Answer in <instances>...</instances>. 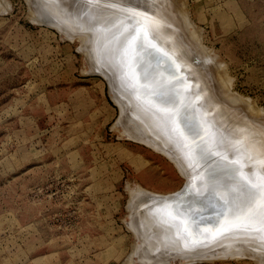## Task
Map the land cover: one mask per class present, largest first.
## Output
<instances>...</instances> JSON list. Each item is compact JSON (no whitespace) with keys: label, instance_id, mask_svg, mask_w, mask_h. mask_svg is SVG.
<instances>
[{"label":"rangeland","instance_id":"1","mask_svg":"<svg viewBox=\"0 0 264 264\" xmlns=\"http://www.w3.org/2000/svg\"><path fill=\"white\" fill-rule=\"evenodd\" d=\"M101 13L114 15L121 32L147 20L186 62L213 52L222 65L190 61L201 102L217 96L209 116L197 115L217 127L193 118L205 124L195 142L214 151L234 137L257 150L236 164L240 174L264 167V0H0V264H264L261 233L218 232L233 209L213 187L231 180L230 170L214 165L213 175L205 173L192 146L182 148L149 115L146 102L166 81L148 90L125 72L119 45L126 43L104 36ZM178 107L170 106L167 120ZM218 125L227 134L217 143ZM205 186H212L206 194ZM197 224L208 226L205 237L191 236Z\"/></svg>","mask_w":264,"mask_h":264},{"label":"bare ground","instance_id":"2","mask_svg":"<svg viewBox=\"0 0 264 264\" xmlns=\"http://www.w3.org/2000/svg\"><path fill=\"white\" fill-rule=\"evenodd\" d=\"M156 7V6H155ZM162 9V8H161ZM146 10V9H145ZM164 10V9H163ZM45 11V10H44ZM120 11V10H119ZM122 11V10H121ZM158 11V10H157ZM104 12H106V11H104ZM127 12V11H126ZM107 13V12H106ZM106 13H104V14H102L103 16H105V14ZM113 13V12H112ZM100 14V13H99ZM122 14V13H121ZM126 14V13H125ZM132 14V13H131ZM130 14V15H131ZM164 14V13H163ZM106 15H108L109 16V14L107 13ZM114 15H115V12H114ZM114 15H110V18L109 17H107V16H105V17H103V23L101 24L102 25V32L103 33H105L104 34V36L108 33H111L112 35H114L116 38H118V39H120V40H123L126 44H121L120 42L121 41H119V42H117V43H120V48H121V45H125V47L126 48H123L124 50H123V55L121 56V58H122V61H123V63H122V61H118V62H121L122 63V65H123V68H125V72H127V74L133 79V80H138V81H142V84L144 83H147V85H146V89H150V88H153V87H155L156 86V84H158L161 80H163V79H165V83L164 84H161L160 85V87H158V89H157V91L152 95V100H149V101H147L146 103H148L147 104V110H149L150 111V116L151 117H155V119L156 120H158V121H161V122H163L164 124H165V127L167 128V129H169L170 131H172V133H174L175 135H176V137H177V139H178V143H179V145L182 147V148H190L191 146H192V144H193V141H192V137L188 134V132L185 130V126H184V123L182 122V117H178V116H173V118L172 119H166V115H167V113L168 112H170L171 111V109H170V106L172 107L173 105H175V104H178L179 102H182V109H184L185 111H187V112H185V111H183L184 112V115H183V117H186V118H188L187 120H188V122H191V120L193 119V118H198L197 120H199V119H201L202 117L201 116H204V114L203 113H205V116H207L206 115V113L207 112H209V110H211V108L210 109H208V105H209V103L211 104V102H212V104H214V102L216 101V99H217V96L216 95H212V96H210V95H208L209 97L207 98V100L208 101H206V103H208V105L207 104H205L204 105V103L203 102H201V100L203 99V97H202V95H201V93L203 92H199V89H198V85H197V78H192L191 77V71H190V68L192 67L191 65V63L192 62H190V61H192L193 60V58L195 57L196 58V60H195V66H197V65H201V66H205L204 68H206L207 67V64L209 63V62H213L214 64H216L217 66H219L220 64L222 65V62H220L221 60H219L218 59V57H216V55L212 52V53H208V54H198L197 53V55L196 56H192L193 58H191L188 62H190V63H188V62H186L187 61V58L186 59H184L185 57H184V55L183 54H181V53H179L176 49H173V47L172 46H170V45H167L165 42H163L162 40H161V38L159 37V35H157L156 33H154V32H151L150 30V24L147 22V20H145V19H142V20H140L139 22L137 21V22H134V23H132V26H131V28H127V29H125V30H123L122 32L121 31H119V29H118V27L116 26L115 27V25H117V24H119V22H116V21H114L115 20V17H114ZM123 15V14H122ZM49 16V15H48ZM97 16H99L98 14H97ZM111 16H113V17H111ZM116 16V15H115ZM118 17L120 16V15H117ZM127 16V15H126ZM132 16V15H131ZM130 16V17H131ZM43 18V20H47L48 18L47 17H45V16H42ZM102 17V16H101ZM100 17V18H101ZM124 17H125V15H124ZM150 17V16H149ZM99 18V17H98ZM111 18H113V20L111 19ZM117 18V17H116ZM121 18V17H120ZM152 18V17H151ZM50 19V18H49ZM119 19V18H118ZM117 19V20H118ZM129 18H127V20H128ZM150 19V18H149ZM111 20H112V22H111ZM126 20V21H127ZM115 22V25H112V23H114ZM129 21H131V19H129ZM129 21H127V22H129ZM170 21V20H169ZM132 22V21H131ZM130 22V23H131ZM172 22V21H171ZM57 23V22H56ZM117 23V24H116ZM124 24L123 25H127L126 24V22H123ZM173 23V22H172ZM121 24V23H120ZM173 24H175V23H173ZM98 26V25H97ZM112 26H114L115 28H116V30L112 27ZM121 29H123V26H119ZM127 27V26H126ZM64 29V28H63ZM160 29V28H159ZM167 29V28H166ZM158 30V29H157ZM156 30V31H157ZM177 30V29H176ZM101 31V30H100ZM159 31V30H158ZM157 31V32H158ZM141 33H143V40H142V43H143V47H137V45H139V43H140V36H139V34H141ZM71 34V33H70ZM103 35V34H102ZM101 35V36H102ZM112 35H110V36H112ZM107 37H109V36H107ZM107 37H105L106 39H107ZM104 38V37H103ZM110 39V38H109ZM173 40V39H172ZM115 41V40H114ZM108 42V41H107ZM115 42V43H116ZM106 43V42H105ZM116 43V44H117ZM108 44H112L111 42L109 43L108 42ZM173 44V43H172ZM108 46V45H107ZM106 46V47H107ZM110 46V45H109ZM104 47H105V45H104ZM110 47H115L113 44H112V46H110ZM110 47H107V49L110 51L111 49H109ZM117 47V46H116ZM120 48L118 49V48H116V50H120ZM122 48H121V50H122ZM203 48V47H202ZM106 49V48H105ZM106 49V50H107ZM112 49H115V48H112ZM99 51H100V49H98ZM106 50H104V52H101V53H104L105 54V51ZM179 50V49H178ZM108 51V52H109ZM207 52H208V50H206ZM114 52V51H113ZM118 52V51H117ZM122 53V51L120 52V54ZM201 53V52H200ZM104 54H100L101 56H103V58H105V56H109V55H107V53L105 54V56H104ZM120 54H119V56H120ZM186 55H188V53L186 54ZM190 56V57H191ZM110 57V56H109ZM108 57V58H109ZM190 57H188V58H190ZM102 58V57H101ZM101 59V60H105V61H102V62H104V64H103V66L105 67L107 64V60L106 59H108V58H106V59ZM109 60V59H108ZM110 61V60H109ZM196 62L197 63H199V64H196ZM110 62H108V65L110 66V67H108V65H107V68L109 69V72L112 74V78L113 77H116L115 76V72H116V70H115V72H113V70H112V67H114L115 65H114V63L111 65V64H109ZM112 66V67H111ZM118 66H120V65H118ZM200 66V67H201ZM215 66V65H214ZM111 68V69H110ZM193 68V70H194V67H192ZM192 68H191V70H192ZM204 68H202V71H204L205 69ZM115 69V68H114ZM198 69H200V68H198ZM193 70H192V72H193ZM190 71V72H189ZM206 71V70H205ZM204 71V72H205ZM208 71V70H207ZM120 72V71H119ZM117 73V72H116ZM123 73V72H122ZM202 74V76H203V74L204 73H201ZM114 75V76H113ZM117 76L119 75L118 73L116 74ZM217 75H221L222 76V73H217ZM192 76H194V75H192ZM196 76V75H195ZM124 77V76H123ZM203 77H205V76H203ZM125 78V77H124ZM202 78V77H201ZM116 79V78H115ZM210 79V78H209ZM119 80V79H118ZM207 80V79H206ZM114 81V80H113ZM208 81V80H207ZM117 82V81H116ZM129 82V81H128ZM204 83V82H203ZM207 83V82H206ZM112 84V83H111ZM119 84V83H118ZM210 84V83H209ZM114 85V84H113ZM211 85V84H210ZM231 85V84H230ZM112 86V85H111ZM135 86H137V84L135 85ZM203 85L201 84V87H202ZM209 86V85H208ZM121 87V86H120ZM211 87V86H210ZM114 89H116V87H113ZM209 88V87H208ZM229 89V88H228ZM229 90H231V88L229 89ZM228 90V91H229ZM126 91V90H125ZM212 90L210 89V92H211ZM227 91V92H228ZM147 93V92H146ZM145 93V94H146ZM231 93V92H230ZM233 93V92H232ZM144 94V95H145ZM204 94H205V92H204ZM212 94V93H211ZM234 94V93H233ZM140 95V94H139ZM143 95V94H142ZM141 95V96H142ZM143 95V96H144ZM228 96H230L229 94H228ZM240 96V95H239ZM227 97V96H226ZM169 98H171V99H174L175 101H178V103H165L164 101L165 100H168ZM212 98V99H211ZM219 98V97H218ZM234 99V98H233ZM242 99H243V97H242ZM204 100V99H203ZM202 100V101H203ZM206 100V99H205ZM239 100V99H238ZM246 100H248V99H246ZM143 101V100H142ZM199 101L201 102V103H199ZM211 101V102H210ZM249 101V100H248ZM137 104V103H136ZM135 107V106H134ZM138 107V106H137ZM169 108V109H168ZM126 109V108H125ZM135 109V108H134ZM140 109V108H139ZM225 109V108H224ZM227 110V109H226ZM257 110V109H256ZM259 110H261V109H259ZM134 111H136V110H134ZM229 111V110H228ZM263 111V110H262ZM259 112V111H258ZM141 113V112H140ZM209 113H211V112H209ZM203 114V115H202ZM231 114V113H230ZM229 114V115H230ZM233 114V113H232ZM197 115L199 116V115H201L200 117H197ZM217 115V117H218V114H216ZM129 116V115H128ZM188 116V117H187ZM209 116V115H208ZM214 116V115H213ZM138 117V116H137ZM145 117V116H144ZM215 117V116H214ZM264 116H262V118H263ZM213 118V117H212ZM253 118V117H252ZM251 118V119H252ZM260 118L261 117H259L258 119H259V121H260ZM262 118H261V120H262ZM208 120L209 118L208 117H206V118H202L201 120ZM211 119V118H210ZM210 119H209V122L211 123V125H210V123L208 124V125H210V126H212V122L210 121ZM254 119V118H253ZM142 120H143V118H142ZM149 120V119H148ZM204 120V121H205ZM212 120V119H211ZM128 121V120H127ZM204 121H198L197 123H199V122H203V125H205L204 124ZM237 121V120H236ZM240 121V120H239ZM250 121V120H249ZM264 121V120H263ZM120 122H122V121H120ZM120 122H118V123H120ZM144 122V121H143ZM196 122V121H195ZM208 122V121H207ZM207 122H205V123H207ZM215 122V121H214ZM242 122V121H241ZM247 122V121H246ZM251 122V121H250ZM243 123V122H242ZM260 123V122H259ZM125 124V123H124ZM202 124V123H201ZM256 124V123H255ZM148 125V124H147ZM203 125H202V127H203ZM207 125V124H206ZM207 125V126H208ZM214 125V128H216L217 126H215V124H213ZM233 125V124H232ZM153 126V125H152ZM201 127V128H202ZM235 127V126H234ZM255 127V126H254ZM157 128V127H156ZM155 128V129H156ZM200 128V129H201ZM206 128V127H205ZM212 128V127H211ZM211 128H209V126H208V129H205V130H208L209 132H208V134L207 135H209V133H211L212 132V130H211ZM214 128H213V130H214ZM218 128H220L219 127V125H218ZM237 128H239V126L237 127ZM223 129V128H222ZM221 128H220V132L219 133H217V131H219L218 129H216L215 130V134H216V138H218L219 140L218 141H216L217 143L218 142H220V140H223V139H225V136H226V131H224V130H222ZM262 129V128H261ZM151 130V129H150ZM149 130V131H150ZM154 130V129H153ZM202 130V129H201ZM148 131V130H147ZM211 131V132H210ZM201 132V131H200ZM151 133V132H150ZM152 133H153V131H152ZM259 133V132H258ZM141 134H143V133H141ZM154 134V133H153ZM161 134V133H160ZM201 135H202V133H200ZM205 134V135H206ZM213 136H214V133H211ZM210 134V135H211ZM149 135V134H148ZM157 134L155 133V136H156ZM200 135V136H201ZM210 136V137H213V136ZM243 135V134H242ZM154 136V137H155ZM162 136V135H161ZM160 136V137H161ZM203 136H204V134H203ZM241 136V135H240ZM254 136V135H253ZM159 136H158V138H160ZM199 137V136H198ZM205 137H207V136H205ZM204 137V138H205ZM209 137V136H208ZM201 138V137H200ZM199 138V139H200ZM234 138V137H233ZM233 138H228L225 142V144L223 145V144H220L219 146H218V148L216 149V150H214V151H210L211 152V156L207 159V160H204V161H200L199 162V164H201L202 165V168H203V171L205 172V173H208V175H213L212 174V171H214L216 168H225L223 165H225V164H227V165H232V164H237V163H239V161H242L243 160V158H246V157H248V156H250L251 158L253 157V155H255L256 153H257V150H256V148H255V146L254 145H247V144H245V143H243V142H237V141H235V140H233ZM263 138V137H262ZM142 139V138H141ZM163 139V138H162ZM197 137H196V141H197ZM214 139H215V136H214ZM261 139V138H260ZM159 140V139H158ZM164 140V139H163ZM167 140V139H166ZM201 140V139H200ZM208 140H209V138H208ZM211 140V139H210ZM146 141V140H145ZM202 141V140H201ZM203 141H204V139H203ZM207 141V140H206ZM215 142V140H213V138H212V143H214ZM255 141V140H254ZM172 142V141H171ZM208 142V141H207ZM206 142V143H207ZM155 143V142H154ZM164 143V142H163ZM162 143V144H163ZM165 143H168V142H165ZM164 143V144H165ZM197 143V142H196ZM200 143V142H199ZM208 144H209V142H208ZM263 144V143H262ZM212 145V144H211ZM229 145H231L233 148H236V147H238V150L237 151H235V152H233L232 153V149H231V147H229ZM210 146V145H209ZM261 147H263V145L261 146ZM165 148V147H164ZM170 149H172V148H170ZM261 149V148H260ZM259 154V153H258ZM179 160V159H178ZM252 160H256V157H254ZM244 162V161H243ZM245 163H246V165L248 164L246 161H245ZM260 162H258V164H259ZM185 164V163H184ZM240 164H242V163H240ZM260 164H263L262 162L260 163ZM214 165H216V168H215V166ZM244 165V164H243ZM214 166V167H213ZM240 167V166H239ZM242 167V166H241ZM240 167V168H241ZM193 169V168H192ZM245 171H247V170H250L251 169V171L249 172L248 171V173H246V174H244L243 172H241V174L243 173L244 175H241L240 174V172H238V174H239V176L240 177H242L244 180H246L247 182H249L250 184H253V185H255V184H257L258 182H259V180H260V178H264V167L262 166V165H256V166H254L253 168L252 167H248V169L247 168H243ZM247 169V170H246ZM209 172H211L210 174H209ZM215 172V171H214ZM193 173V172H192ZM218 174V173H217ZM237 174V175H238ZM224 177V176H223ZM222 177V178H223ZM231 177V176H230ZM229 178V177H228ZM224 179V178H223ZM223 179H222V182H220V184H217L216 186H219V187H216V186H214L213 188H214V191H217V193H219L220 192V194H221V192L223 193V192H225V193H227L228 195H229V198H230V200L229 201H231L232 199H233V197L234 196H238L239 198L236 200V203H235V206H238L239 208H244V204H243V201H244V199H245V194L243 193V191L241 190L239 193H231V192H229V188L230 187H232V186H234V184H233V181H232V179L231 180H224L223 181ZM225 179H227V177L225 178ZM221 180V179H220ZM219 180V181H220ZM214 181V180H213ZM218 181V180H217ZM217 181H215L214 183H216ZM213 183V184H214ZM210 184V183H209ZM211 184H212V182H211ZM210 184V185H211ZM209 186V185H208ZM208 186H205V187H203V193H205L206 194V192H208L211 188H212V186H211V188H209ZM137 189V188H136ZM139 190V189H138ZM187 190V189H186ZM134 191V190H133ZM184 191V190H183ZM205 194H204V197H205ZM219 194V195H220ZM224 194V193H223ZM222 194V196H224ZM211 195V194H210ZM207 196V195H206ZM226 196V195H225ZM208 197H209V195H208ZM228 197V196H227ZM227 197H225L226 199H227ZM210 198V197H209ZM223 198V197H222ZM204 199H206V197L204 198ZM211 199H213V198H211ZM209 200V199H208ZM213 200H215V199H213ZM184 201V200H183ZM212 201V200H211ZM215 202V201H214ZM216 203V202H215ZM174 204H176V203H174ZM190 204H192V203H190ZM212 204H213V202H212ZM211 204V205H212ZM217 204V203H216ZM164 205V204H163ZM180 205V204H179ZM178 205V206H179ZM208 205H210V204H208ZM166 206V205H165ZM174 206V205H173ZM177 206V207H178ZM201 206L202 207H204V208H207L208 206H207V202H205V201H202L201 200V202H200V209H201ZM214 206H216V205H214ZM235 206H231V209H233L232 210V213L230 214V217L228 218V220H227V224H224V227H223V229H221V230H219L218 232H222V230L223 231H225V232H228V231H252V232H259V233H261L263 236H264V225H262L261 224V222H260V219L259 218H254V219H248L247 217H246V215L245 214H239V218H237V216L236 215H233V212H234V210H235ZM162 207V206H161ZM176 207V206H175ZM173 208V207H172ZM210 208V207H209ZM216 208V207H215ZM221 207H219V209H220ZM223 209H224V207H222ZM221 208V209H222ZM228 208V207H227ZM162 209V208H161ZM213 209V208H212ZM217 210H218V204H217V208H216ZM168 210V209H167ZM199 210V209H198ZM203 210V209H202ZM225 210V209H224ZM224 210H219L218 212L220 213V211H221V213L222 212H224ZM151 211V210H150ZM170 211V210H169ZM191 211V210H190ZM200 211V210H199ZM261 211H264V209H261ZM193 212H195V211H193ZM215 212V211H214ZM217 212V211H216ZM197 213V212H196ZM194 214V213H193ZM223 214V213H222ZM222 214H220V215H222ZM189 215H190V213H189ZM195 215V214H194ZM193 215V216H194ZM196 215H199V214H196ZM201 215H205V214H201ZM193 216H191L190 215V217H193ZM200 216V215H199ZM227 216V215H226ZM195 217V216H194ZM193 217V218H194ZM215 217V216H214ZM217 217V216H216ZM161 218V217H160ZM192 218V219H193ZM197 218H199L198 216H197ZM197 218L195 217V222L196 221H199V220H197ZM205 218V217H204ZM220 218H224V216L223 217H220ZM190 219V218H189ZM218 219H219V217H218ZM192 221V220H191ZM201 221V220H200ZM187 222H190V221H187ZM191 223H193V222H191ZM199 223V222H198ZM208 223V222H207ZM210 223V222H209ZM209 223L207 224V225H209ZM219 222H217V224H218ZM190 224V223H189ZM194 224V223H193ZM203 224V223H202ZM215 224V223H214ZM164 225H166V224H163V226ZM216 225V224H215ZM219 225H220V223H219ZM219 225H216L217 227L219 226ZM191 226H194V225H190V227ZM195 226H196V228H195ZM194 226V228L196 229H194V228H190V229H194V231H192V235L191 236H201V237H205L206 236V232L205 233H203L204 232V230H203V228H205V227H203L202 228V226H199L198 224L197 225H195ZM169 227V226H168ZM208 227V226H207ZM206 227V228H207ZM163 228V227H162ZM164 228H166L167 229V226H164ZM163 228V229H164ZM211 228V227H210ZM216 228V227H215ZM161 229V228H160ZM162 229V230H163ZM166 229H164V230H166ZM209 229V228H208ZM212 229V228H211ZM163 230V231H164ZM168 230V229H167ZM166 230V231H167ZM171 229H169L168 231H170ZM207 230V229H206ZM157 231V230H156ZM161 231V230H160ZM162 231V232H163ZM166 231H164V232H166ZM167 231V232H168ZM207 231H209V230H207ZM216 231V230H215ZM161 232V233H162ZM157 233V232H156ZM170 233V232H169ZM179 233V232H178ZM190 233H191V230H190ZM154 234V233H153ZM181 234H183V233H181ZM164 235V234H163ZM167 235H169V234H167ZM171 235V234H170ZM178 235H180V234H178ZM152 236V235H151ZM175 236V235H174ZM171 237H173V235L171 236ZM149 238V237H148ZM150 239V238H149ZM163 239H164V244H165V246H170V245H175L174 244V242L172 241V240H169V238H167V237H163ZM171 239V238H170ZM174 239H176V238H174ZM179 239V238H178ZM192 239L193 238H190L189 239V243H194L193 241H192ZM200 239V238H199ZM195 240V239H194ZM183 241V240H182ZM197 241V240H196ZM236 241V240H235ZM247 241V240H246ZM177 242H179V241H177ZM248 242V241H247ZM188 243V244H189ZM197 243V242H196ZM234 244L236 243V242H233ZM237 243H239V242H237ZM240 243H241V239H240ZM249 243V242H248ZM180 244H182V243H180ZM233 244V245H234ZM246 244V243H245ZM218 245V244H217ZM224 245H228V243L227 244H224ZM231 245H232V243H231ZM230 245V246H231ZM237 245V244H236ZM182 246L184 247L185 245L184 244H182ZM202 246H204V245H202ZM225 246V247H226ZM221 247V246H220ZM186 248L188 249V247L186 246ZM199 248V247H198ZM209 248V247H208ZM214 248V247H213ZM239 249L238 250H240V246L238 247ZM201 249V251H202V247L200 248ZM216 250L217 249H220L219 247L218 248H215ZM222 249V248H221ZM236 249V248H235ZM198 250V249H197ZM204 250V249H203ZM210 250H212V247H210ZM214 250V249H213ZM237 250V249H236ZM200 251V250H199ZM209 250L207 249V252H208ZM221 251V250H220ZM225 251V250H224ZM228 251V250H227ZM252 251V250H251ZM202 253V252H201ZM209 253V252H208ZM192 254H194V253H192ZM206 254V253H205ZM246 254V253H245ZM244 254V255H245ZM209 255H211V254H209ZM214 255V254H213ZM242 255V254H241ZM240 255V256H241ZM234 256V255H233ZM197 257H198V255H197ZM197 257H196V260H198L197 259ZM200 257V256H199ZM211 257V256H210ZM191 258H192V256H191ZM195 261V260H194Z\"/></svg>","mask_w":264,"mask_h":264},{"label":"snow or ice","instance_id":"3","mask_svg":"<svg viewBox=\"0 0 264 264\" xmlns=\"http://www.w3.org/2000/svg\"><path fill=\"white\" fill-rule=\"evenodd\" d=\"M140 43L137 47H143V33L139 34ZM165 103H178L174 99L169 98L164 101ZM176 116L182 117V122L185 125V130L188 132L190 136L193 138L200 136V126L198 123H190L188 122L186 117H183L182 108L178 107L176 109ZM190 152L195 160L198 162L207 160L211 156L210 150L207 148L206 142L196 143L195 139H193V144L190 149ZM225 168L230 170L231 179L233 181L234 186L229 188V192L231 193H239L241 190L245 194V199L243 201L244 208H239L235 206L236 200L239 198L238 196H234L231 201H225V206L231 207L235 206V210L233 215H236L239 218V214H245L248 219L259 218L262 225H264V178H260L259 182L255 185L250 184L242 177L238 176L239 168L236 164L232 165H223ZM212 177H209V182L211 183ZM214 191V188H213ZM211 194V193H210Z\"/></svg>","mask_w":264,"mask_h":264},{"label":"water","instance_id":"4","mask_svg":"<svg viewBox=\"0 0 264 264\" xmlns=\"http://www.w3.org/2000/svg\"><path fill=\"white\" fill-rule=\"evenodd\" d=\"M43 24H45V23H43ZM46 25H50V24H46ZM50 26H53V25H50ZM90 72V71H89ZM90 73H97V74H101V73H99V72H93V71H91ZM102 75V74H101ZM105 77V76H104ZM106 78V77H105ZM108 81V80H107ZM109 85V84H108ZM184 184V183H183ZM183 184L181 185V187L180 188H182L183 187ZM249 252V251H248ZM252 253V252H251ZM144 264V263H143Z\"/></svg>","mask_w":264,"mask_h":264}]
</instances>
